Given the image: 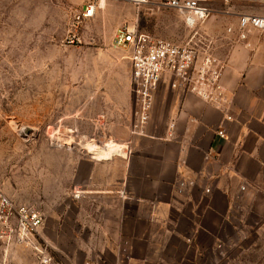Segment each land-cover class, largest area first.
I'll list each match as a JSON object with an SVG mask.
<instances>
[{"label": "rangeland", "instance_id": "obj_1", "mask_svg": "<svg viewBox=\"0 0 264 264\" xmlns=\"http://www.w3.org/2000/svg\"><path fill=\"white\" fill-rule=\"evenodd\" d=\"M90 1L0 0V189L19 203L43 209L46 218L36 236L57 264H143L131 254L112 252L110 243L118 240L106 238L108 226L89 223L108 215L106 209L96 212L91 203L106 200L92 190L93 182L108 172L103 163L129 152L127 147L125 155L119 149L121 155L103 158L106 143L129 145L133 132L140 131L134 127L137 104L129 94V52L114 41L124 22L135 21V8L129 2L102 0L97 14L80 23L81 41L72 44L68 36L74 18ZM232 4L241 10L248 2ZM215 6L223 4L216 0ZM227 19L233 17L214 15L211 29L218 34ZM138 25L178 42L189 36L171 9L146 13ZM162 103L160 123L169 98ZM24 126L32 132L24 133ZM87 142L105 147L93 154ZM241 203L244 207L235 210L232 220L210 236L194 243L178 241L144 264H264V179Z\"/></svg>", "mask_w": 264, "mask_h": 264}, {"label": "crops", "instance_id": "obj_2", "mask_svg": "<svg viewBox=\"0 0 264 264\" xmlns=\"http://www.w3.org/2000/svg\"><path fill=\"white\" fill-rule=\"evenodd\" d=\"M241 10L264 12V5L248 2ZM207 22L203 27L225 65L221 105L160 82L144 131L133 132L128 155L103 163L108 172L92 184L95 196H106L103 202L94 199L92 206L98 207L96 212L106 209L108 215L89 223L97 225L94 228L108 226L106 238L121 244L107 245L112 252L131 254L133 261L143 264L178 241L194 243L210 236L232 220L235 210L244 207L242 198L264 179V31L254 30L246 41L229 43L231 34L225 27L235 23V17L227 19L218 34ZM164 97L169 104L160 123L157 113ZM126 146L110 140L103 158L121 151L125 155ZM190 180L195 184L180 192V182ZM5 249L0 241V264H35L28 247Z\"/></svg>", "mask_w": 264, "mask_h": 264}, {"label": "built area", "instance_id": "obj_3", "mask_svg": "<svg viewBox=\"0 0 264 264\" xmlns=\"http://www.w3.org/2000/svg\"><path fill=\"white\" fill-rule=\"evenodd\" d=\"M102 0L88 2L75 16L68 42L81 41L80 23L93 18L102 8ZM129 2L135 8V21L124 22L115 34L117 45L126 47L131 64L130 91L136 101L138 121L136 129L144 131L151 119L154 91L162 81L176 90L192 92L201 98L221 105L224 84L222 81L224 61L216 52L217 46L203 24L216 14L232 16L236 22L229 23L226 34L229 43L246 41L254 31H264V12L240 10L232 0H222L223 7L216 8L215 0H115ZM264 5V0H244ZM165 8L176 11L182 18L189 36L185 42L156 36L139 28L138 21L146 13ZM235 34V36H234ZM233 45V44H232ZM226 136L224 130H218ZM195 182H180L179 191ZM210 191V188H206ZM80 190L74 193L79 196ZM45 212L35 203H19L0 189V241L5 252L12 246L23 245L32 250L35 264H57L46 244L37 239L39 228L44 224Z\"/></svg>", "mask_w": 264, "mask_h": 264}, {"label": "bare ground", "instance_id": "obj_4", "mask_svg": "<svg viewBox=\"0 0 264 264\" xmlns=\"http://www.w3.org/2000/svg\"><path fill=\"white\" fill-rule=\"evenodd\" d=\"M104 147H105L104 145H97L94 142H87L86 143V149L88 150V152H91L93 154H100L102 152V150L104 149ZM127 147H128V145L125 147V150Z\"/></svg>", "mask_w": 264, "mask_h": 264}, {"label": "water", "instance_id": "obj_5", "mask_svg": "<svg viewBox=\"0 0 264 264\" xmlns=\"http://www.w3.org/2000/svg\"><path fill=\"white\" fill-rule=\"evenodd\" d=\"M22 130H23V132H24V133H26V132L30 131V130H29V127H25V126H24V127H22ZM31 132H32V131H31Z\"/></svg>", "mask_w": 264, "mask_h": 264}]
</instances>
